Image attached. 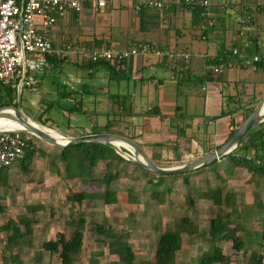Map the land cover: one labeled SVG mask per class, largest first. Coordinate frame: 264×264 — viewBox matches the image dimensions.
<instances>
[{
  "label": "rangeland",
  "instance_id": "obj_1",
  "mask_svg": "<svg viewBox=\"0 0 264 264\" xmlns=\"http://www.w3.org/2000/svg\"><path fill=\"white\" fill-rule=\"evenodd\" d=\"M119 1H113V5L118 4ZM121 1L130 5L127 0ZM117 6L115 5L112 10L108 8L100 10L93 3L91 6H85L83 10L76 14V17L74 15L71 18L68 16L67 23L64 26L55 27L54 43L60 45L66 41L72 43L99 41L100 38L92 36L95 35L98 29L96 30L91 25L93 22L100 21L104 24L105 21H109L110 12L118 10L119 7ZM104 27L108 31V26L104 25ZM195 32L200 33L199 31ZM207 41L209 39L198 41L201 50L207 49ZM225 43L226 46L229 44L228 38L225 39ZM195 48L193 45L190 50L195 51ZM61 59H66L62 61L67 63L68 61H77L78 58L75 53L70 51ZM150 60L155 62L156 57L150 56ZM193 61L194 63L197 62ZM68 66H70V70L77 69L79 73V67L75 63L68 62L66 67ZM177 66L179 69L181 68L180 64H177ZM161 71L162 69L157 66H154V68L144 66L140 71L144 77L146 76L143 80V86L141 87L140 83H137L131 85L129 89L137 94L139 93L138 88L144 91L145 87L151 84L148 79L152 75L155 76L157 73H161ZM49 81L50 85L46 84ZM63 82L62 77H54L51 71L43 80V86L32 85L30 90H27L26 85H24L17 89L14 99L19 111L40 125L59 130L69 137L77 136L71 134L79 135L90 131L100 134L111 132L122 135L126 133L124 129L120 128V123L123 125L125 120L116 118L113 112L110 113V106L106 101L100 104L78 103L75 96L79 97L85 93L72 92L69 89L70 83H68L66 90L69 91L71 97L56 99L54 97L56 95L55 88L58 83ZM220 84L221 86L217 85V87L224 92L225 97L228 96L230 89L234 98L246 99L245 101L252 100V98H247L248 95H241V88L229 85L226 81ZM81 85L83 88L87 87V85ZM214 85L216 83L204 84L205 87H213ZM255 86L258 91L255 95L257 101H255L256 103H243L246 109L250 104L256 106L259 100L264 97V82H258ZM199 87H201L200 81H192L188 86L195 92ZM41 89L54 91V95L49 92L38 93ZM41 95L46 98L41 99ZM203 95L197 96L195 94L197 101H190L197 103L196 113H199V109L203 106ZM183 98V95L178 92L176 103H183ZM0 103L1 105L5 104L3 101H0ZM142 104L144 107L146 103L143 101ZM111 106H113L112 108H119L118 105ZM74 107L83 110H74ZM8 112L13 113L14 111ZM245 115L246 113L241 111L238 121L235 119L238 127L245 121ZM12 121L17 123L15 120ZM45 121L46 125L43 124ZM218 127L219 129L226 127L225 122H219ZM211 130L214 132L216 129L213 127ZM202 139L203 136H199L196 140L201 142ZM133 141L137 142L138 140ZM32 142L33 150L35 148L36 153L29 165L28 172L23 171L21 161H19L0 173V206L6 207V210H2L6 213L0 216L1 221L6 222L10 217L19 218L22 214L34 216V234L28 236L32 241V245L7 248L5 236H3L4 232H0V264H14L12 260H6L4 256V254L11 255L14 252L21 255L24 264H60L59 255L45 249L43 242L47 238L56 237L58 231L65 232L68 235L72 229L68 221L71 220L73 214L77 215L79 213L84 214L87 220L83 233V248L76 264H114L118 260V255L109 251L108 245L97 232L96 225L100 224L105 227L112 225L118 230L127 231L129 241L136 253L134 264H141L145 258L155 254L156 244L162 230L174 227L180 216L188 213L198 221L201 230L208 229L210 219L216 214L217 206L201 196V193L217 187L222 188L224 194L228 192L236 193L237 199L233 205V217L240 220L245 226L241 234H243L246 246L240 251L234 248L232 240H222L220 242L222 249L231 258L229 262L214 264H248V255L251 249L256 247L263 250L261 244H257L258 236L255 234H257L256 230L262 227L260 217L264 216V175L249 172L246 168L236 166L233 163L230 164L225 159L221 163H216L213 167H205L200 171L189 172V182H185L183 176L179 175L170 178L164 177L162 182L156 185L157 182L155 181L159 180L158 174L151 171L146 172L137 163L126 159L127 161H117L114 164V171L116 169L120 172L112 180L110 189L115 192L117 202L107 205L101 199H88L78 203L68 200L74 191L80 189L98 193L104 191L105 184L102 180L107 172L106 162L99 163L92 170L90 180L85 185L80 179H68L66 177L65 165L58 156L60 153L58 146L52 145L35 135L32 137ZM203 142L204 144L193 143L189 146L188 143L182 140L180 142L182 149V151L180 150V159L177 155L179 151L170 150V152L164 153L162 162H160L164 167L173 168L200 157H205L215 151L217 146L215 138L213 139L210 136ZM141 145H145L150 149L145 143H141ZM252 154L253 151H251L250 156ZM156 186L160 189H163V187L172 188L171 194L166 198V203L161 204L151 198V191ZM189 197L194 198L193 204L188 203ZM35 205H42V207L35 208V210L28 209L29 206L33 208ZM183 235L184 246L178 252V264H198L196 257L200 254L201 248L203 246L205 249L207 248L204 236L199 232L193 235L187 233Z\"/></svg>",
  "mask_w": 264,
  "mask_h": 264
},
{
  "label": "crops",
  "instance_id": "obj_2",
  "mask_svg": "<svg viewBox=\"0 0 264 264\" xmlns=\"http://www.w3.org/2000/svg\"><path fill=\"white\" fill-rule=\"evenodd\" d=\"M115 5H118L119 9L110 12L109 21H105L104 24L100 21L93 22L91 26L98 30L92 36L100 38L101 43H106L114 49H123L132 41L142 39L153 41L162 49L175 51L178 54L181 52L192 54L195 57L193 60L197 62H192L190 74H186L187 79L178 84V80H176L177 76L180 77L178 66L176 68L169 67L166 62H162L154 54L140 53L123 64L114 66L115 72H112L105 63L85 71L81 69L79 62L68 61L79 67L78 73L77 69L70 70V66L66 67L68 62L52 59L49 63L30 71L35 82L32 85L43 86V80L51 71L54 77H62L64 82L57 84L56 95H54V91L45 89L39 90L38 93L49 92L56 99L71 97L69 91L66 90L70 83L69 89L72 92L85 93L79 97L75 96L76 102L100 104L106 101L110 106L109 112H113L116 118L125 120L123 125L120 123V128L135 136L137 142H140L139 144L148 145L150 149L145 145L144 149L149 155L155 152L164 156V153L170 152V150L179 151L177 154H180L182 140L190 146L193 143L204 144L203 141L212 136L213 139L215 138L216 145L224 143L228 139L231 127H233L231 116L219 117L214 121L212 119L221 112L226 101L235 102L237 98L232 96L233 93L229 89L228 96H232V99L226 100L228 96L225 97L224 92L217 85L221 86L220 83L226 81L229 85L241 88L242 96L248 95L247 98H252L249 101L257 100L255 95L258 91L255 89V84L264 82V65L258 64L260 61H264V0H214L207 20H202L199 15L197 16L191 6H182L171 11L152 9L136 12L131 5L120 0L118 4L113 5L112 2L107 8L112 10ZM72 15L67 14V17H64L66 19H60L55 27L64 26L68 16L71 18ZM104 25L108 26V31L105 30ZM248 25L250 29L246 32L245 26ZM55 27L51 32L52 39ZM226 34L228 36H225ZM226 38L229 39L227 46ZM201 39H209L206 50L200 49L198 41ZM193 45L196 47L195 51L190 50ZM234 48H239L241 59L233 54V51L228 53ZM205 55L210 57L226 55L227 63L222 67L219 79L203 82L195 92L188 86L192 83L191 79L203 73L201 57ZM256 55L260 57L259 62H253ZM150 56L156 57V61L152 62ZM144 66L151 68L157 66L162 71L155 76L152 75L148 79L151 84L146 86L144 91L138 88L139 93L137 94L132 92L129 87L137 83H140L141 87L143 86L146 76L144 77L140 71ZM80 83L87 87L83 88ZM213 83H216L214 85L216 87L207 86L202 89L204 84ZM46 84L50 85V81ZM32 85H26L27 90H30ZM178 92L184 97L181 104L176 103ZM195 94L197 96L204 94V97L202 96L203 106L199 109V113L195 111L197 103L190 102L197 101ZM45 98L41 95V99ZM245 100L242 99V103L249 102ZM143 101L146 103L144 107ZM111 105H118L119 108H112ZM154 109L160 111L163 117L149 115L148 112ZM240 113L241 111L238 110L233 114L236 121L240 118ZM219 122H225L226 127L219 129ZM213 127L216 129L214 132L211 130ZM88 133L96 132H84L79 135ZM71 135L78 136V134ZM199 136H203L201 142L196 140ZM157 143L162 145L154 146ZM181 155L183 156V154ZM223 160L225 159H219L218 162L221 163ZM4 209L6 210V207ZM3 212H0V216L5 215L6 212ZM0 222H2L1 218Z\"/></svg>",
  "mask_w": 264,
  "mask_h": 264
},
{
  "label": "trees",
  "instance_id": "obj_3",
  "mask_svg": "<svg viewBox=\"0 0 264 264\" xmlns=\"http://www.w3.org/2000/svg\"><path fill=\"white\" fill-rule=\"evenodd\" d=\"M129 1V0H127ZM85 6H89V3H86ZM110 6V5H109ZM108 6V7H109ZM189 6V5H184ZM191 6V5H190ZM194 8L195 14L199 15V8L197 5L191 6ZM174 10V9H173ZM142 12L146 11L140 10ZM139 11V12H140ZM77 13H74L75 15ZM82 45L88 46H102L106 43L97 42H76ZM54 45L55 44L53 41ZM106 46H108L106 44ZM229 51L228 53H231ZM189 54V53H187ZM47 63L50 60L59 59L63 57H55L51 55L45 56ZM162 62H166L169 67L176 68L177 64H180L182 69L180 70V77H176V80L181 82L184 79H187L186 74H190V69L192 65V60L194 55L189 54V61L187 64H184L182 61L177 59H171L165 55L159 57ZM202 59V70L203 73L200 76H196L191 79V81H200L202 84L208 80H215L221 77L222 67L227 63L226 55L210 57L205 55L201 57ZM126 60H114L113 62L104 60L92 61L89 58H82L81 60L77 59L76 62H79L82 70L88 71L98 64H106L112 72H115L114 66L121 65ZM259 65L263 66L264 61H260ZM176 76V75H175ZM188 76V75H187ZM179 86V85H178ZM16 86L12 85H0V101L7 104H15V93ZM233 96V95H232ZM232 96H228L232 99ZM229 101V100H228ZM226 101L223 109L218 115L213 117V121L219 117L226 115L231 116V127L230 134L231 137L234 132L237 130L238 126L235 123V118L233 114L238 110L246 113L245 120L248 118L250 113L254 110L255 105L250 104L246 109L242 100L237 98L235 102ZM249 101V100H247ZM255 101H257L255 99ZM255 101H249L246 103H255ZM1 106V103H0ZM18 106V105H17ZM74 110L82 111L83 109H77L74 107ZM8 111H13V109L8 108ZM149 115L162 116L160 111L154 109L148 112ZM180 113V112H179ZM262 113L264 110L262 109ZM163 117V116H162ZM40 121V120H38ZM46 125L45 123H43ZM126 137H129L132 140H136L135 136H132L128 133L122 134ZM30 135V140L27 142L26 154L24 159L21 161V166L24 172L29 171V165L32 162L34 155L36 153L35 148L33 150V142ZM162 144L157 143L154 146H161ZM221 145V144H220ZM218 144L216 149L220 147ZM141 147L144 148V145ZM59 149V159L65 165L66 177L68 179L77 178L82 180L84 184L89 182L92 170L99 165L101 162H106L107 172L103 177L102 182L105 184L104 191L101 193L88 191L86 189H80L71 193L69 196V201L82 203L84 200L88 199H101L105 204H112L117 202L115 192L110 189L112 180L119 175V170L114 171V164L118 162L127 161L126 158L117 153V151L109 146L103 144H97L96 142H80L75 145H72L65 149ZM264 150V122L259 124L257 127L251 129V131L239 142L238 146L230 153L223 156L221 159H227L228 162L235 164L236 166H241L246 168L249 172H255L259 175H264V171L258 167L253 160V157L250 156L251 151ZM214 152V151H213ZM212 153V152H211ZM151 158L160 166L164 156L161 154H156L152 152ZM178 156L180 154H177ZM177 156V157H178ZM182 156V155H181ZM182 158V157H181ZM180 159V156H179ZM161 161V162H160ZM219 160H216L215 163L211 164L208 167H213ZM164 167V166H163ZM141 168V167H140ZM202 168L197 169L200 171ZM142 169V168H141ZM146 172L148 170L142 169ZM4 171V170H3ZM196 171V172H197ZM2 173V171L0 172ZM158 174L159 180H156L155 183L162 182L164 177H176L183 176L185 182H189L190 173H179L175 175H168L163 173ZM1 180V179H0ZM172 192V188L163 187V189L156 186L151 191V198L157 200L159 203H166V198ZM201 196L212 201L215 206H217L216 214L210 219V224L208 229L201 230L198 221L190 214L186 213L175 222L174 227L164 228L159 234V238L156 244V252L153 256L145 258L141 264H178L177 255L178 252L184 246V235L189 234L193 235L200 233L204 236L205 241L207 242L205 249L204 246L201 248L200 254L196 257L198 264H214L217 262H229L231 258L230 255L223 251L221 241L222 240H232L233 246L235 249L242 250L246 246L245 239L241 232L244 230L245 226L240 220H237L233 217V205L236 203V193L228 192L223 193V189L217 187L216 189H208L205 193H201ZM194 198L189 197L188 203L193 204ZM42 205H35L33 208L29 206L28 209L41 208ZM4 209V206H0V212ZM262 227L256 230L255 234L257 237V244H261L263 250H259L256 247L251 249L248 255V264H264V216H261ZM86 216L82 213L77 215L73 214L70 221H68L71 226L70 233L66 235L65 232L58 231L56 237L47 238L44 240V248L49 250L51 253H57L61 260L60 264H76V261L79 257L80 252L83 248L84 243V227L86 224ZM35 221L34 216L22 214L19 218L10 217L6 222H0V232H4L3 236L6 240V247L12 249L15 246H26L32 245V241L28 238L29 235L34 234L33 223ZM97 232L102 236V240L108 245L109 251L113 254L118 255V260L114 264H134L136 260V253L132 247L131 242L129 241L128 232L125 230H118L114 226L109 225L105 227L103 224L96 225ZM6 260H12L14 264H24L23 258L18 252H14L11 255L4 254Z\"/></svg>",
  "mask_w": 264,
  "mask_h": 264
},
{
  "label": "built area",
  "instance_id": "obj_4",
  "mask_svg": "<svg viewBox=\"0 0 264 264\" xmlns=\"http://www.w3.org/2000/svg\"><path fill=\"white\" fill-rule=\"evenodd\" d=\"M115 0H0V85L16 86L34 83L32 69L47 64L46 55L64 57L68 52L75 53L77 58H89L92 61L129 60L141 54L165 55L187 64L189 54L176 53L162 49L150 40H134L123 49H114L106 44L88 46L66 41L54 45L51 32L60 19L67 14L79 13L85 4L92 3L103 10ZM118 1V0H116ZM214 0H129L132 8L140 10L171 11L184 5H197L199 17L207 20ZM250 26H245L246 32ZM242 34V33H241ZM246 46V45H245ZM239 59L242 58L239 48L232 50ZM260 57L254 56L253 62ZM255 67V66H254ZM182 67L179 69L181 70ZM203 86L202 89H204ZM30 134L17 129H0V172L12 164L22 161L26 154ZM255 164L264 171V150L253 151L251 155Z\"/></svg>",
  "mask_w": 264,
  "mask_h": 264
},
{
  "label": "water",
  "instance_id": "obj_5",
  "mask_svg": "<svg viewBox=\"0 0 264 264\" xmlns=\"http://www.w3.org/2000/svg\"><path fill=\"white\" fill-rule=\"evenodd\" d=\"M264 102V97H262L258 104L255 106L254 110L250 113L248 118L241 124L240 127L234 132V134L229 137L224 143L220 145L214 152L208 154L207 156L200 157L198 159L189 161L179 165L178 167L168 168L163 167L155 163L147 151L140 146L138 142L133 141L129 137L121 134L106 132V134H96L88 133L78 136H67L69 139L66 142L61 141L59 138L51 135L45 129H41L34 123H30V118L19 111V108L15 104H4L0 106V116L9 117L17 120L19 123L23 124L24 129H17L24 131V133L30 134L32 136H37L44 141L58 146L60 149L68 148L80 142H96L97 144L109 145L113 147L118 154L124 158L137 163L142 169L154 172L163 173L168 175H175L179 173H189L202 167H208L215 163L216 160L221 159L226 154L232 152L241 142V140L251 131L252 128L257 127L259 124L264 122V113H262V105ZM6 108H12L15 113L10 115L4 112ZM115 142H123L129 147H122L117 145Z\"/></svg>",
  "mask_w": 264,
  "mask_h": 264
},
{
  "label": "bare ground",
  "instance_id": "obj_6",
  "mask_svg": "<svg viewBox=\"0 0 264 264\" xmlns=\"http://www.w3.org/2000/svg\"><path fill=\"white\" fill-rule=\"evenodd\" d=\"M263 107H264V102H263V105H262V109H263ZM7 109L8 108H6L5 110H4V112L5 113H7V114H10V115H14V113H15V111L13 112V113H10V112H8L7 111ZM10 109H12V108H10ZM12 120H15V119H13V118H9V117H3V116H0V129L1 128H8V129H21V128H25L24 126H23V124H21V123H19L17 120H15V121H17V123H15L14 121H12ZM30 121V123H34L36 126H38V127H40L41 129H45L47 132H49L51 135H53V136H55V137H57V138H59L61 141H63V142H66V141H68V137L67 136H65L64 134H62L59 130H56V129H53V128H50V127H45V126H43V125H40L38 122H36V121H34V120H32V119H30L29 120ZM117 145H120V146H124V147H129V148H131L130 147V145H128V144H126V143H123V142H115Z\"/></svg>",
  "mask_w": 264,
  "mask_h": 264
}]
</instances>
